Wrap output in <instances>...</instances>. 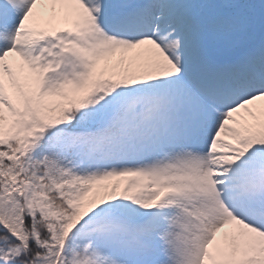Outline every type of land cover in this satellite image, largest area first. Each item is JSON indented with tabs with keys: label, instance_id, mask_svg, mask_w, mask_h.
I'll return each instance as SVG.
<instances>
[{
	"label": "snow or ice",
	"instance_id": "1",
	"mask_svg": "<svg viewBox=\"0 0 264 264\" xmlns=\"http://www.w3.org/2000/svg\"><path fill=\"white\" fill-rule=\"evenodd\" d=\"M0 264H264V0H0Z\"/></svg>",
	"mask_w": 264,
	"mask_h": 264
}]
</instances>
